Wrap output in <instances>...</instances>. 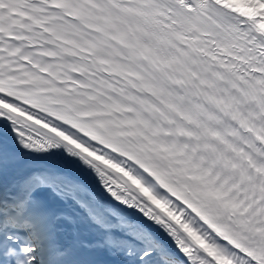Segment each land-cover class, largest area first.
<instances>
[{"label": "snow or ice", "instance_id": "1", "mask_svg": "<svg viewBox=\"0 0 264 264\" xmlns=\"http://www.w3.org/2000/svg\"><path fill=\"white\" fill-rule=\"evenodd\" d=\"M0 264H264V0H0Z\"/></svg>", "mask_w": 264, "mask_h": 264}]
</instances>
